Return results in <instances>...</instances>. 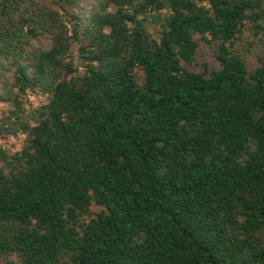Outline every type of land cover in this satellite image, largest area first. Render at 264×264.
<instances>
[{"label":"trees","instance_id":"obj_1","mask_svg":"<svg viewBox=\"0 0 264 264\" xmlns=\"http://www.w3.org/2000/svg\"><path fill=\"white\" fill-rule=\"evenodd\" d=\"M82 1L0 0V264H264V0Z\"/></svg>","mask_w":264,"mask_h":264},{"label":"rangeland","instance_id":"obj_2","mask_svg":"<svg viewBox=\"0 0 264 264\" xmlns=\"http://www.w3.org/2000/svg\"><path fill=\"white\" fill-rule=\"evenodd\" d=\"M95 2L96 0H83L81 4L77 5L75 9L78 12L81 11L86 14L89 11H92L94 9ZM168 14H169V10L164 9L162 11L153 12L152 14L148 16V19L146 20L145 25L147 29L156 38L160 37V32L163 29V26L165 24V18L168 16ZM65 18L68 21V25L72 26L73 20H71L70 12L65 13ZM49 42L50 40L48 39H41L37 41V44L42 45V46H49ZM242 47L244 48L243 43H242ZM262 49L263 47L261 45H259L258 43H255V46L252 48V51L250 52L247 51V53L249 54L247 60L250 65L249 66L250 68H253L257 64L258 59L264 55L261 53ZM214 52H215V45L213 46L208 45L205 43V41L201 40L200 41V51L198 53V60L199 61L207 60L211 64H215ZM71 54L72 56L70 57L75 61L77 65H80L81 61L78 58L76 43L72 45ZM79 67L82 70V66H79ZM44 98L45 97L42 95L31 93L29 95L28 107L33 108V107L38 106V104H40L41 102H44ZM2 105H3V102L0 101V114H1ZM23 141H24V135L22 134H13L8 137L0 138V144L11 152L17 151L21 147ZM93 209L96 210L97 207L94 206Z\"/></svg>","mask_w":264,"mask_h":264}]
</instances>
